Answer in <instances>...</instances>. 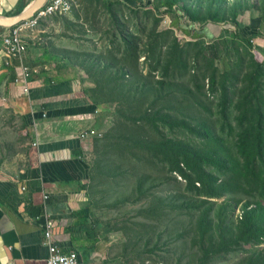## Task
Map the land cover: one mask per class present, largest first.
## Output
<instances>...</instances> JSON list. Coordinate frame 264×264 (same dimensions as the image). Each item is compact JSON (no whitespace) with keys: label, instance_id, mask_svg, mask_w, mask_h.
I'll return each instance as SVG.
<instances>
[{"label":"rangeland","instance_id":"374dc122","mask_svg":"<svg viewBox=\"0 0 264 264\" xmlns=\"http://www.w3.org/2000/svg\"><path fill=\"white\" fill-rule=\"evenodd\" d=\"M139 1L78 0L70 13L43 19L23 36L32 43L40 40L49 51H69L84 87L93 92L108 95L110 87H119L121 101L101 108L106 137L95 141L89 155V207L106 257L117 264H201L212 240L220 241L226 233L230 237V229L240 225L243 207L264 199L258 192H238L235 184L220 198L201 196L150 144L182 140L217 151L230 168L243 164L239 137L254 124L252 107L258 100L264 120V80L257 99L246 97L253 60L264 64V36L254 39V48L244 37L264 29V2L224 1L230 12L243 8L238 20L242 36L228 20L188 24L203 35L193 38L172 26V16L159 9L158 0ZM123 66L131 74L125 79L116 74ZM209 171L218 179L217 187L233 177L229 170ZM239 182L248 184L243 177ZM184 197L210 201L206 208L229 200L235 210L215 208L219 218L212 212L203 230L201 220L192 222L177 211ZM215 257L207 264H264V239L237 244Z\"/></svg>","mask_w":264,"mask_h":264},{"label":"crops","instance_id":"0c3cea01","mask_svg":"<svg viewBox=\"0 0 264 264\" xmlns=\"http://www.w3.org/2000/svg\"><path fill=\"white\" fill-rule=\"evenodd\" d=\"M34 1L0 0V14L14 16L22 3ZM8 30L0 27V264H47V221L53 243L78 253L80 264H117L106 257L104 238L97 235L92 247L90 223L75 216L89 207L95 140L80 135L102 132V110L85 93L81 72L53 53L47 56L40 40L27 41V63L39 70L26 93L21 59H9L4 50Z\"/></svg>","mask_w":264,"mask_h":264},{"label":"trees","instance_id":"16d2710c","mask_svg":"<svg viewBox=\"0 0 264 264\" xmlns=\"http://www.w3.org/2000/svg\"><path fill=\"white\" fill-rule=\"evenodd\" d=\"M138 2L139 0H132ZM225 0H194L188 2V0H158V7L160 10L172 16V26L180 28L186 35H190L193 38H201L202 34L192 32L188 24L203 25L209 21L215 23H223L228 20L236 26L235 34L242 36L241 26H239V16L243 11V8H232L231 12L224 3ZM264 2V0H263ZM27 3H22L15 14H19L26 7ZM247 7L246 9H250ZM259 9L258 7H256ZM264 13V8L262 9ZM185 22L187 25L183 27L181 24ZM264 36V29L262 28L258 34H253L244 37L250 48H254V39L257 37ZM47 48V47H46ZM131 44L128 45V49H131ZM59 56L63 61L67 63L69 67L78 68L75 64L70 62L68 55L70 54L67 50H55L49 51L46 49L45 54L47 56L53 55ZM79 59V58H78ZM53 60V59H47ZM254 69L248 74V98H258V93L263 87L264 80V64L256 58L253 60ZM112 68V67H111ZM119 71V72H118ZM116 74L120 75L123 79L130 76V71L126 70L123 66ZM141 81V80H140ZM82 83H84L82 81ZM119 87H110L108 89V95L101 92H93L91 89L85 87V93L89 97L90 101L99 108L102 106L112 103L116 104L121 101V95L116 93ZM229 98L226 96L223 103V115L227 117L226 107L228 105ZM252 107V116L254 118V124L251 128L245 129L239 137V149L243 159V164L236 168H230L228 159L217 154V151L210 149H202L193 146L192 144L174 139H165L161 141H153L150 145L156 146L155 154L160 156L162 161L170 167L171 171H176L182 175L190 184H193L195 188L199 189V195L205 196L206 198H220L223 194L230 191L234 186H237L238 192L246 191L249 193L258 192L260 197L264 199V120L263 111L261 105L258 103ZM103 117L105 115H102ZM151 114H148L146 118L151 119ZM167 122V121H166ZM183 123V122H182ZM189 129H196L195 126L184 122ZM208 127L205 125L200 128L203 134H206ZM106 134L102 132L101 136L95 137L94 143L97 140L105 139ZM217 167L220 171L229 170L233 177L227 184L216 186L218 179L209 171V168ZM91 169V168H90ZM239 172V174H238ZM243 177L247 180L246 185L240 183V178ZM199 183L200 187H197ZM87 188V186H86ZM180 200V199H179ZM210 201L204 200L200 197L190 198L184 197L180 200L177 205V211H181L182 214L188 216L192 222L194 220H201V226L203 230L207 227V220H212V212H216L215 208L221 210H227L234 212L235 207L232 201H225L224 203L217 204L211 203L210 208H206V204ZM213 205V206H212ZM216 206V207H215ZM91 209L87 207L75 216L84 225L90 223V230L87 233L89 242L92 243L94 248L98 243V236L95 233V224L91 216ZM217 218L219 213L216 212ZM240 225H237L230 229L229 236H221L220 241L212 240L207 250H205L204 256L201 259V264L210 263L213 258L215 260L218 257V252L228 250L232 246L241 243H259L264 239V202H259L256 206L247 203L241 214ZM204 236L202 235V238ZM205 248V247H204ZM220 249V251H217ZM214 254V255H213Z\"/></svg>","mask_w":264,"mask_h":264},{"label":"built area","instance_id":"2783aa9c","mask_svg":"<svg viewBox=\"0 0 264 264\" xmlns=\"http://www.w3.org/2000/svg\"><path fill=\"white\" fill-rule=\"evenodd\" d=\"M77 3L78 0H47L33 17L9 28L8 32L3 35L2 40L7 57L9 59L19 57L21 59L22 80L26 93H30V80L39 69L27 63L26 54L28 53L29 45L23 36V32L38 27L43 19L70 13L77 6ZM7 63L10 64V60ZM88 135L95 138L101 136L102 132L91 129L88 132L81 133L80 137L84 139ZM44 227L46 245L49 248L47 264H80L78 253L74 251L65 252L53 243L52 223L47 221Z\"/></svg>","mask_w":264,"mask_h":264},{"label":"water","instance_id":"95a60500","mask_svg":"<svg viewBox=\"0 0 264 264\" xmlns=\"http://www.w3.org/2000/svg\"><path fill=\"white\" fill-rule=\"evenodd\" d=\"M47 0H35L29 6L23 9L19 14L14 16H4L0 14V27L11 28L19 25L21 22L33 17Z\"/></svg>","mask_w":264,"mask_h":264}]
</instances>
